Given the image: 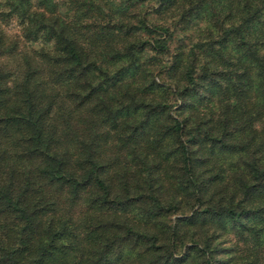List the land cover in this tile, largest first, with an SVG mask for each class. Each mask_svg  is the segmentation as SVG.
I'll list each match as a JSON object with an SVG mask.
<instances>
[{
	"label": "trees",
	"instance_id": "obj_1",
	"mask_svg": "<svg viewBox=\"0 0 264 264\" xmlns=\"http://www.w3.org/2000/svg\"><path fill=\"white\" fill-rule=\"evenodd\" d=\"M0 264H264V0H0Z\"/></svg>",
	"mask_w": 264,
	"mask_h": 264
},
{
	"label": "rangeland",
	"instance_id": "obj_2",
	"mask_svg": "<svg viewBox=\"0 0 264 264\" xmlns=\"http://www.w3.org/2000/svg\"><path fill=\"white\" fill-rule=\"evenodd\" d=\"M14 29L16 30V25L14 24L13 21L9 22V26H8V30L10 31H14Z\"/></svg>",
	"mask_w": 264,
	"mask_h": 264
}]
</instances>
